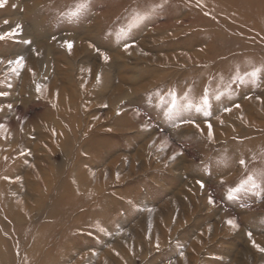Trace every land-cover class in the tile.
Listing matches in <instances>:
<instances>
[{
	"label": "rangeland",
	"instance_id": "1",
	"mask_svg": "<svg viewBox=\"0 0 264 264\" xmlns=\"http://www.w3.org/2000/svg\"><path fill=\"white\" fill-rule=\"evenodd\" d=\"M80 2L0 7V264H264V0Z\"/></svg>",
	"mask_w": 264,
	"mask_h": 264
},
{
	"label": "snow or ice",
	"instance_id": "2",
	"mask_svg": "<svg viewBox=\"0 0 264 264\" xmlns=\"http://www.w3.org/2000/svg\"><path fill=\"white\" fill-rule=\"evenodd\" d=\"M4 6V3H3V0H0V7H3ZM88 6V3H87V0H81L80 3H78L75 7L74 10H72L71 12L68 13L69 16L71 17H76L78 16L83 10H85ZM140 19H142L143 17H139ZM5 23H7V21H5ZM20 26L17 25V28H19ZM17 35V32L15 30H12L8 33H4V34H0V40H3L7 37H10V36H15ZM67 47L71 48V44H68ZM105 60H107V57H104ZM9 64V67L11 68V70L13 72H16L17 69H20L23 67V58L22 57H18L15 61H9L8 62ZM12 65H15V67H11ZM260 71V69H256L255 71L249 73L250 76H253L255 77L257 75V73ZM216 99H219V95H217L215 97ZM185 99L187 100V96H185ZM209 106V99H208V93H207V89L205 90V93L203 95V97H201L199 99V102L198 103H192V102H189L187 103L186 107L191 109V108H195L196 111H201L202 108H207ZM176 104H175V100L173 99V102H172V105H171V108L169 109V114H172V111L174 109H176ZM237 107H239V105H237ZM225 111H230V109H225ZM0 127H3V126H0ZM209 139H211V133H209ZM240 163L243 165L244 164V161L241 160ZM245 184H251V187L255 188V187H259L258 184H256L254 181H253V177L252 176H249L248 179L244 182ZM240 189H237V191H239ZM210 203H212V201L210 200L209 201ZM227 223H229V225L233 228H236L237 225L235 224L234 221H231L229 220ZM253 247H257V250L258 251H262L264 252V248H259L257 245H255V243L253 244Z\"/></svg>",
	"mask_w": 264,
	"mask_h": 264
}]
</instances>
